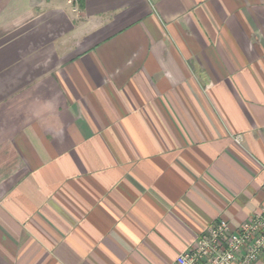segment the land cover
<instances>
[{"label": "crops", "instance_id": "1", "mask_svg": "<svg viewBox=\"0 0 264 264\" xmlns=\"http://www.w3.org/2000/svg\"><path fill=\"white\" fill-rule=\"evenodd\" d=\"M264 203V0H0V264H173Z\"/></svg>", "mask_w": 264, "mask_h": 264}, {"label": "built area", "instance_id": "2", "mask_svg": "<svg viewBox=\"0 0 264 264\" xmlns=\"http://www.w3.org/2000/svg\"><path fill=\"white\" fill-rule=\"evenodd\" d=\"M173 264H264V203L237 226L216 221Z\"/></svg>", "mask_w": 264, "mask_h": 264}, {"label": "trees", "instance_id": "3", "mask_svg": "<svg viewBox=\"0 0 264 264\" xmlns=\"http://www.w3.org/2000/svg\"><path fill=\"white\" fill-rule=\"evenodd\" d=\"M82 1H83V0H78V2H79V4H80V6L82 5Z\"/></svg>", "mask_w": 264, "mask_h": 264}]
</instances>
